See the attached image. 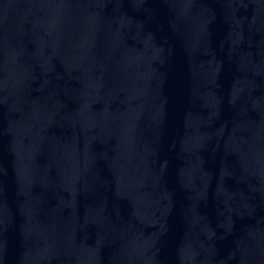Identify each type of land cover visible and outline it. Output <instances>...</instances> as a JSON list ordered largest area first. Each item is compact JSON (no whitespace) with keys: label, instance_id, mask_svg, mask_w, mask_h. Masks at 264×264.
I'll use <instances>...</instances> for the list:
<instances>
[{"label":"water","instance_id":"1","mask_svg":"<svg viewBox=\"0 0 264 264\" xmlns=\"http://www.w3.org/2000/svg\"><path fill=\"white\" fill-rule=\"evenodd\" d=\"M0 264H264V0H0Z\"/></svg>","mask_w":264,"mask_h":264}]
</instances>
